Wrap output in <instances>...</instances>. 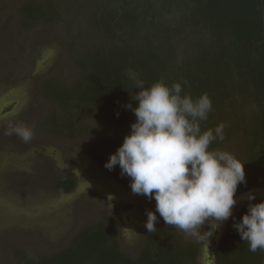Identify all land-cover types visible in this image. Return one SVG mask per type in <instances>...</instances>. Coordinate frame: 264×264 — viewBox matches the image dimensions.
I'll use <instances>...</instances> for the list:
<instances>
[{"label": "rangeland", "instance_id": "374dc122", "mask_svg": "<svg viewBox=\"0 0 264 264\" xmlns=\"http://www.w3.org/2000/svg\"><path fill=\"white\" fill-rule=\"evenodd\" d=\"M133 8L148 9L155 24L173 26L188 13L180 11L175 0H0V264H41L86 228L107 221L120 229L121 251L130 257L141 252L152 234L145 224L156 201L134 194L131 179L121 175L118 165L114 170L105 167L128 128L100 117L95 107L66 106L43 88L53 85L50 78L74 87L82 78L80 64L95 51L138 47L147 22L134 35L125 25L112 26L124 10ZM197 39L193 35L188 41ZM9 123L32 127L33 140L25 144L6 135ZM69 177L75 189L59 191L58 182ZM245 194L264 200V181L235 199ZM247 202L237 201L233 216L217 228L201 226V234L213 233L208 249L178 229L185 240L200 244L199 264H215L219 241ZM156 215L158 228L162 219Z\"/></svg>", "mask_w": 264, "mask_h": 264}, {"label": "trees", "instance_id": "16d2710c", "mask_svg": "<svg viewBox=\"0 0 264 264\" xmlns=\"http://www.w3.org/2000/svg\"><path fill=\"white\" fill-rule=\"evenodd\" d=\"M185 2L190 6L184 7ZM176 4L180 11L188 10L176 26L155 24V16H147L148 9L124 10L120 22L112 26L120 29L125 25L134 35L147 22L144 41L134 49L126 45L95 51L80 64L83 71L78 84L68 88L50 78L53 85L43 84L44 92L66 106L95 107L100 117L127 127V135L136 122L127 105L138 106L132 96L140 91L128 70L145 87L157 82L168 87L181 83L182 95L195 99L207 94L213 107L208 119L201 122L202 131L225 124V139H217L210 149L229 152L244 164L246 183L238 186L237 196L264 181V0H175ZM193 35L198 37L196 43L188 41ZM182 42L183 56L178 61ZM75 187L71 177L57 184L63 193ZM261 202L264 200L247 202L238 210L217 245L215 264L264 263V251L250 252L233 226L247 214L250 203ZM161 219V226L134 257L121 251L120 229L107 221L86 228L66 249L41 264H199L200 244L185 240L178 229Z\"/></svg>", "mask_w": 264, "mask_h": 264}, {"label": "clouds", "instance_id": "9594fccd", "mask_svg": "<svg viewBox=\"0 0 264 264\" xmlns=\"http://www.w3.org/2000/svg\"><path fill=\"white\" fill-rule=\"evenodd\" d=\"M128 76L140 89L132 96L138 106L127 105L136 122L105 167L114 170L118 165L121 175L131 179L134 194L156 201L155 212H147L149 233L156 232L159 213L168 226L208 249L213 233L201 234V226L208 223L215 229L233 216L238 186L246 183L244 164L229 152L210 149L214 141L225 139V124L202 131L201 122L213 107L207 94L193 99L182 95L181 83L168 87L157 82L145 87L132 70ZM5 134L28 144L35 132L23 123H9ZM255 199L254 194L248 196L249 201ZM233 226L250 252L264 251V202L250 203L247 214Z\"/></svg>", "mask_w": 264, "mask_h": 264}, {"label": "water", "instance_id": "95a60500", "mask_svg": "<svg viewBox=\"0 0 264 264\" xmlns=\"http://www.w3.org/2000/svg\"><path fill=\"white\" fill-rule=\"evenodd\" d=\"M248 194H245V195H243V196H241L240 198H238V202H243V201H245V200H247L248 199Z\"/></svg>", "mask_w": 264, "mask_h": 264}]
</instances>
